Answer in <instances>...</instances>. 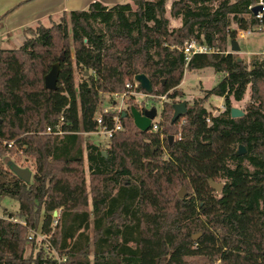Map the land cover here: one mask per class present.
<instances>
[{
	"label": "trees",
	"instance_id": "1",
	"mask_svg": "<svg viewBox=\"0 0 264 264\" xmlns=\"http://www.w3.org/2000/svg\"><path fill=\"white\" fill-rule=\"evenodd\" d=\"M256 1H93L49 26L25 28L31 34L19 46L0 48V155L16 156L5 166L0 161V198L18 202L0 217V264H56L42 247L34 249L30 228L50 234L63 264H194L195 257L264 264V52L237 60L227 48L238 30L258 23L248 9ZM169 17L180 25L171 27ZM185 40L211 51L186 60ZM55 62L57 86L46 89L43 75ZM206 66L221 77L200 99L185 101L174 132L169 114L167 128L157 131L139 130L127 114L104 148L82 142L80 132L96 128L104 93L124 91L125 81L143 73L152 94L170 98L164 114L180 100L184 69ZM74 67L82 74L76 86ZM247 86L243 115L231 117V99L241 100ZM211 94L223 97L217 115L202 105ZM131 105L137 108L132 96L126 109ZM112 114L103 115L108 126ZM59 117L65 132H45ZM28 158L24 182L9 163ZM209 178L223 183L219 192Z\"/></svg>",
	"mask_w": 264,
	"mask_h": 264
},
{
	"label": "rangeland",
	"instance_id": "2",
	"mask_svg": "<svg viewBox=\"0 0 264 264\" xmlns=\"http://www.w3.org/2000/svg\"><path fill=\"white\" fill-rule=\"evenodd\" d=\"M170 23V22H169ZM171 26V23L169 24ZM28 36L31 34V31L28 29L24 31V36ZM235 41L239 46V52L236 53L237 56L248 58L253 53L263 52L264 51V29L261 31H255L251 34H244L242 36L239 35V32L236 34ZM20 44L19 41H14L6 45L7 47H16ZM230 47V46H229ZM229 47L228 50H229ZM185 71V72H184ZM183 76L181 78L180 86H177V90L179 94L175 97V99H180L186 101L187 104H191L193 100L200 99L204 95V90L211 88L221 77L220 73H217L213 70L212 67L206 66L199 69L188 70L184 69ZM73 78L75 86L82 79V74L78 68L74 67ZM172 92V90H169ZM165 95V94H162ZM250 95V87L247 86L243 98L239 101H235L231 99V105L237 106L241 109L245 107V104L249 101ZM134 103L138 106L139 103L144 102L147 107L154 106L156 108L155 119L159 123V130L166 129L168 125L167 115L169 114L170 118L172 116V110L166 111L162 114V107L165 106V101L170 102V98L164 96L163 99L158 97H146L135 96L133 97ZM119 100H116L118 104ZM111 103V100L108 99V93H104L102 95V105L108 106ZM123 104V108L126 107V101ZM164 105V106H162ZM202 105L206 108L208 112L212 115H217L223 110V97L217 95H209L205 100L202 101ZM140 108V107H139ZM177 125L172 126L169 130L170 132H174L177 130ZM82 142H92L100 147L104 148L108 143V137L101 133H81ZM162 137V136H161ZM3 143V141H2ZM162 155L166 157V154L162 152ZM15 155L12 154L10 157L5 158L4 155H0V161L3 162V165H6V162L12 159H15ZM32 161L30 158L28 159H20L18 164L24 166L28 164L32 171ZM85 164V163H84ZM87 175V171H85ZM180 188V187H179ZM178 188V190H179ZM177 190V191H178ZM18 208V202L8 196H2L0 198V217L8 215L10 212L16 211ZM194 264H218V261H209L203 257H195L190 259ZM91 264V263H90Z\"/></svg>",
	"mask_w": 264,
	"mask_h": 264
},
{
	"label": "built area",
	"instance_id": "3",
	"mask_svg": "<svg viewBox=\"0 0 264 264\" xmlns=\"http://www.w3.org/2000/svg\"><path fill=\"white\" fill-rule=\"evenodd\" d=\"M258 5L259 9L253 13L252 12V7ZM248 9L250 10V12L252 13V15L254 16V18L258 21V23L253 24L252 26H249L245 29H241L238 30L237 33L239 32V35L242 36L244 34H251L255 31H261L263 29V25L261 24V20L264 18V0H257L256 3L249 5ZM182 52L185 56V59L188 60L190 55L193 53H204V52H209L211 51L210 48H208L206 45L204 44H198L193 40H185L182 43L181 46ZM138 82L136 80H133V82L131 81H125V90L122 92H113V93H108V99L111 100V103L108 104V106H103L102 102L101 105L99 106V108L96 110L95 114H94V120L96 122V128L93 131L90 132H80L83 134L86 133H101L104 134L106 137H111L112 133L116 130H119L122 128V124L120 121V116H121V112L123 110L129 112V110L125 108H123V104H125L124 102L130 98L131 96L134 97L135 96H142L143 98L146 97H158L163 99L165 95H154L152 93H147L144 90L141 89H136V87L138 86ZM119 100L118 104L116 103V100ZM135 101V100H134ZM140 107V108H139ZM144 108H149L147 107L144 102H141L138 104L137 109H139L140 111ZM109 112H113L112 116L110 117V121L112 122V124L110 126H108L104 120V114H108ZM61 122H62V117H59L57 122L54 124V126H47L45 128V132L48 133H53V134H57L60 135L62 133H64L65 131L62 129L61 127ZM183 123V118L180 117L177 121H176V125L178 128H180V125ZM159 123L158 121L154 118L151 119L150 122V126H149V130L152 131H157L159 130ZM179 138L178 137V133L176 134V136H174V138ZM12 143V141H3V144H6L7 146H10ZM15 220V219H13ZM20 222L22 224H24V221ZM53 222H56V219L53 220ZM50 234H46L40 231L39 228L36 229H32L30 228L27 234V238L30 241H33L34 243V249H39L40 247H42L46 252L49 253L50 256H52L55 261L56 264H63V262L65 261V256L59 254L54 247L51 245L50 242Z\"/></svg>",
	"mask_w": 264,
	"mask_h": 264
},
{
	"label": "crops",
	"instance_id": "4",
	"mask_svg": "<svg viewBox=\"0 0 264 264\" xmlns=\"http://www.w3.org/2000/svg\"><path fill=\"white\" fill-rule=\"evenodd\" d=\"M93 1L111 5L131 0H0V48H12L6 45L13 40L21 44L25 28L35 27L38 24L49 26L52 22H56L62 13L85 8ZM169 2L166 5L167 13ZM169 22L171 27L180 25L179 18L169 17Z\"/></svg>",
	"mask_w": 264,
	"mask_h": 264
},
{
	"label": "water",
	"instance_id": "5",
	"mask_svg": "<svg viewBox=\"0 0 264 264\" xmlns=\"http://www.w3.org/2000/svg\"><path fill=\"white\" fill-rule=\"evenodd\" d=\"M259 9L258 5L252 7V12L255 13ZM230 52L238 53L239 46L235 40L230 41ZM237 60H241L240 56H237ZM86 73V72H85ZM59 74V64L57 62L52 63L49 70L43 75V85L46 89L54 90L57 86ZM134 80H136L141 89H143L147 93L152 92V86L150 84L149 79L143 73H138L134 75ZM163 81V80H162ZM172 108V116L170 119L171 123H174L182 114L186 111V103L185 101L174 102L171 104ZM130 114L132 117L133 124L141 131L149 130L151 119L156 115V108L154 106H150L149 108H144L141 111L137 109L134 105L129 107V112L123 110L121 112V116H125ZM229 114L231 117H239L243 115V111L241 108L237 106H231L229 109ZM167 139L169 142L172 141L173 135H167ZM243 145L239 144L236 153L242 154L244 152ZM102 154H105V151L102 150ZM9 169L22 181L29 182L31 177V170L28 167L20 166L16 163L10 162ZM209 186L215 191L219 192L222 187V182H217L211 178L208 179ZM177 195L179 197H183L185 195V188L183 185L177 191ZM53 216L57 215V210H53ZM200 235V232H196L192 234V239L195 240Z\"/></svg>",
	"mask_w": 264,
	"mask_h": 264
},
{
	"label": "flooded vegetation",
	"instance_id": "6",
	"mask_svg": "<svg viewBox=\"0 0 264 264\" xmlns=\"http://www.w3.org/2000/svg\"><path fill=\"white\" fill-rule=\"evenodd\" d=\"M180 101H182V100H177L176 102H180ZM182 116H183V114H182L180 117H182ZM180 117H179V118H180ZM179 118H178V119H179ZM178 119H177V120H178ZM206 121H209L208 118L206 119ZM172 135H173V134H172ZM174 139H175V138H174V135H173V139H172V140H174ZM168 143H170V142L168 141ZM160 148H161V151L164 152V154H166V157H167V153H166V151H165V147H164V143H163V139H162V137H161V139H160ZM162 157H163V158H166V157L163 156V155H162Z\"/></svg>",
	"mask_w": 264,
	"mask_h": 264
}]
</instances>
